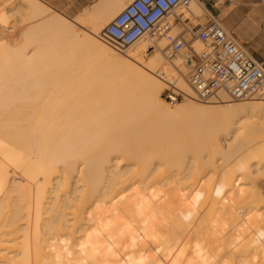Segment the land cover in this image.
I'll list each match as a JSON object with an SVG mask.
<instances>
[{
  "label": "bare ground",
  "instance_id": "bare-ground-1",
  "mask_svg": "<svg viewBox=\"0 0 264 264\" xmlns=\"http://www.w3.org/2000/svg\"><path fill=\"white\" fill-rule=\"evenodd\" d=\"M19 1L21 29L0 12V264H264V90L197 102L163 38L126 45L107 33L132 0L81 12L93 34ZM203 10L192 0L176 12ZM160 69L187 101L162 98ZM197 116L218 134L179 132Z\"/></svg>",
  "mask_w": 264,
  "mask_h": 264
},
{
  "label": "built area",
  "instance_id": "built-area-1",
  "mask_svg": "<svg viewBox=\"0 0 264 264\" xmlns=\"http://www.w3.org/2000/svg\"><path fill=\"white\" fill-rule=\"evenodd\" d=\"M191 2L132 0L108 24L107 33L126 45L144 35L155 40L163 38L167 60L175 67L176 60L185 64L184 76L198 101L219 100L222 93L232 100H243L263 91L264 62L254 58L214 16L194 23L176 12ZM197 42L202 45L200 49L194 46ZM156 73L165 84V99L173 103L189 96L175 84L171 73L164 69Z\"/></svg>",
  "mask_w": 264,
  "mask_h": 264
},
{
  "label": "crops",
  "instance_id": "crops-1",
  "mask_svg": "<svg viewBox=\"0 0 264 264\" xmlns=\"http://www.w3.org/2000/svg\"><path fill=\"white\" fill-rule=\"evenodd\" d=\"M70 14H77L93 0H45ZM206 11L239 38L248 52L264 62V0H199Z\"/></svg>",
  "mask_w": 264,
  "mask_h": 264
},
{
  "label": "rangeland",
  "instance_id": "rangeland-1",
  "mask_svg": "<svg viewBox=\"0 0 264 264\" xmlns=\"http://www.w3.org/2000/svg\"><path fill=\"white\" fill-rule=\"evenodd\" d=\"M19 0H16L15 2H14V4L11 6V4L12 3H9V5L11 6L10 8H9V6H8V4H6L5 3V1H3V0H0V12L2 11V6L4 7V11H7V9L9 10V12H8V15L10 16L9 17V22H10V25H12L13 27H14V29H16V31L17 30H19V29H21L22 27H23V25H25V23L27 22L26 20V22L24 21V18H25V16H26V14H24L26 11H25V9L23 10L22 9V7L20 6V1L18 2ZM42 2H44L45 4H47L48 6H50L52 9H54V10H56V11H58L59 13H61V14H63V15H65V16H67L68 18H70V19H72V20H77L76 22H78V24H79V22L80 21H78V16H79V14L82 12V15H84L83 14V12L84 11H86V12H88L87 11V8H88V10H90L91 9V6L92 5H94L95 4V2H96V0H93V2L92 3H90V4H88L87 6H85L84 8H83V10H81L80 12H78L77 14H70V13H68V12H64V11H62V10H60L59 8H56V7H54V6H52V5H50L49 3H47L45 0H41ZM95 1V2H94ZM200 4H202L199 0H197ZM18 4V5H17ZM128 4V3H127ZM126 4V5H127ZM2 5V6H1ZM125 5V6H126ZM15 6V7H14ZM20 6V7H19ZM19 7V8H18ZM93 7V6H92ZM202 7H203V11L201 12V15L199 16V17H197V18H194V19H192L193 21H194V23H196V22H205V21H207L208 20V18H209V16L211 15V14H209L207 11H206V9L204 8V6L202 5ZM6 8V9H5ZM13 8V9H12ZM18 10H17V9ZM21 8V9H20ZM10 9H11V11H10ZM181 8H179V10H180ZM17 11V12H16ZM19 11V12H18ZM22 11V12H21ZM15 12V13H14ZM21 12V13H20ZM85 12V13H86ZM12 13V14H11ZM178 13H179V11H178ZM14 14H15V16H14ZM82 15H80L79 17H81ZM118 15V14H117ZM186 14H181V16L182 17H184ZM12 17V18H11ZM22 17H24L23 18V22H19V21H22ZM116 17V16H115ZM114 17V18H115ZM185 17H187V16H185ZM15 18V20H13ZM113 18V19H114ZM199 18V19H198ZM26 19V18H25ZM18 20V21H17ZM79 20H81V19H79ZM11 21H13V22H11ZM18 22V23H17ZM25 22V23H24ZM14 23V24H13ZM24 23V24H23ZM17 24V25H16ZM23 24V25H22ZM81 24H82V22L79 24V25H77V27H83L84 28V30L85 29H87V27L85 28L84 26H85V24L83 23V25L81 26ZM80 28V30H83V29H81ZM89 29H87V31L89 30V32H91L92 34H93V30H91V27H88ZM83 30V31H84ZM82 32V31H81ZM85 32H86V30H85ZM88 32V33H89ZM84 33V32H83ZM150 37V40H151V42H152V45L154 44V47H156V44L157 43H160V41H161V39L162 38H160V40L158 39V40H155V39H153L150 35H148V38ZM239 39V38H238ZM240 40V39H239ZM154 41V42H153ZM159 41V42H158ZM241 41V40H240ZM156 42V43H155ZM242 42V41H241ZM247 49V48H246ZM163 51H164V49H163ZM248 51V50H247ZM33 51H31L30 53H32ZM120 53H122V55H123V52H121V51H119ZM126 53V52H125ZM125 53H124V55H125ZM164 54H165V51L163 52ZM166 56V55H165ZM167 61V63H170L168 60H166ZM157 73H156V70H155V75H156ZM157 77H158V75H156ZM163 83V82H162ZM164 88H165V84L163 83V89H162V91H161V96H162V98L166 101V102H168V103H170L171 105H175V103L177 104V103H179V102H185V101H187L188 100V98H184V99H182V100H180V101H178V102H175V103H171L169 100H167V99H165L164 98V96H163V90H164ZM229 98V97H228ZM214 101H216L217 102V100L216 99H213ZM213 100H211L212 102H214ZM246 100V99H245ZM245 100H230V101H234V103H240V102H243V101H245ZM197 102H199V103H202V104H205V103H208V102H205V101H198V100H196ZM238 101V102H237ZM212 102H209V103H212ZM212 114V113H211ZM215 114L213 113V116H214ZM217 115V114H216ZM219 115V114H218ZM199 116H201V115H199ZM199 116H197V118H195V117H192V119H194V123H195V125H194V123L192 122V119H190L191 120V122L190 121H188V122H186V123H188V125L185 127V125H184V127H182V129L180 128V126L178 125V128H180L178 131L180 132V133H182V134H185V135H190V133H192V134H194L195 135V133L197 132V130H198V132L196 133L197 135L196 136H199V137H203V135H201V134H203L204 133V136H208V134H211V133H214L213 131H215V133L214 134H216L217 132H218V130L216 131V130H212V128L213 129H215L213 126H215V124H211V123H214V122H211V121H214V120H206V119H202V117L201 118H199ZM208 116V115H207ZM206 116V117H207ZM212 116V117H213ZM220 116V115H219ZM191 117V116H190ZM211 116H210V114H209V118H210ZM212 117H211V119H212ZM216 117V116H215ZM205 118V117H204ZM217 118H219V117H217ZM203 120V122H202V120ZM215 119V118H214ZM221 119V118H220ZM207 121L206 122V124H203L204 123V121ZM216 120V119H215ZM219 120V119H218ZM220 121V120H219ZM210 122V123H209ZM180 123H182V122H180ZM191 123H193L192 125H193V127L191 126ZM197 123V124H196ZM215 123H216V121H215ZM221 123V122H220ZM184 124H185V121H184ZM203 124V125H202ZM209 124V125H208ZM211 124V125H210ZM217 124V123H216ZM219 124V123H218ZM181 125V124H180ZM219 125H221V124H219ZM182 126H183V124H182ZM194 126H195V128L196 129H194ZM198 126V127H197ZM206 126V127H205ZM210 126V127H209ZM217 126V125H216ZM202 127H204V129L202 128ZM208 127V128H207ZM192 128H193V130H192ZM203 129V130H202ZM208 129V130H207ZM195 130V131H194ZM200 130V131H199ZM210 130H212V131H210ZM202 131V132H201ZM206 131V132H205ZM195 132V133H194ZM199 133V134H198ZM208 133V134H207ZM218 134V133H217ZM220 134V133H219ZM201 135V136H200ZM210 136H208L205 140H207L208 138H209ZM205 138V137H204ZM222 141V140H221ZM231 141V143H234L235 141H237V137L236 138H233V139H231L230 140ZM225 150H233V148H231V147H229V148H225ZM210 156L211 155H209L208 153H205L204 154V157H203V161H207V160H209V158H210ZM217 162H216V165H223L224 164V159H223V157H222V155H218L217 156ZM239 161L240 160H237L236 162L237 163H239ZM221 169H223L224 170V168H221ZM264 175V173H261V174H259V176L256 178V180H255V184H256V190L258 191V193L260 194V196H259V198H262L263 199V208H264V177H261V176H263ZM208 177V176H207ZM212 181H216L217 179H215L213 176H212ZM211 179V178H210ZM243 180V179H242ZM241 180V181H242ZM220 181V179L219 180H217V182H219Z\"/></svg>",
  "mask_w": 264,
  "mask_h": 264
}]
</instances>
